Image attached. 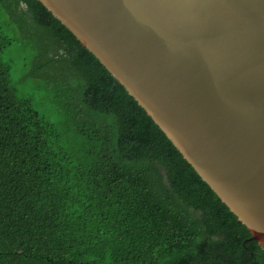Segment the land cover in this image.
I'll return each mask as SVG.
<instances>
[{
    "label": "trees",
    "instance_id": "16d2710c",
    "mask_svg": "<svg viewBox=\"0 0 264 264\" xmlns=\"http://www.w3.org/2000/svg\"><path fill=\"white\" fill-rule=\"evenodd\" d=\"M0 264H264V249L38 0H0Z\"/></svg>",
    "mask_w": 264,
    "mask_h": 264
},
{
    "label": "water",
    "instance_id": "95a60500",
    "mask_svg": "<svg viewBox=\"0 0 264 264\" xmlns=\"http://www.w3.org/2000/svg\"><path fill=\"white\" fill-rule=\"evenodd\" d=\"M264 249V0H38Z\"/></svg>",
    "mask_w": 264,
    "mask_h": 264
}]
</instances>
